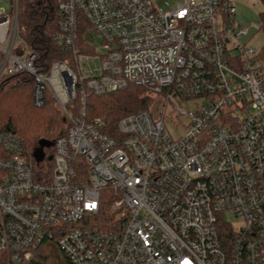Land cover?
<instances>
[{
	"label": "built area",
	"instance_id": "2783aa9c",
	"mask_svg": "<svg viewBox=\"0 0 264 264\" xmlns=\"http://www.w3.org/2000/svg\"><path fill=\"white\" fill-rule=\"evenodd\" d=\"M1 2L0 83L30 75L34 106L51 96L69 126L41 163L0 133V264H32L47 242L67 264H264V47L231 0H58L53 40L72 62L49 70L21 37L20 0ZM129 86L155 111L114 130L86 119L88 92ZM170 109L188 119L177 139Z\"/></svg>",
	"mask_w": 264,
	"mask_h": 264
},
{
	"label": "trees",
	"instance_id": "16d2710c",
	"mask_svg": "<svg viewBox=\"0 0 264 264\" xmlns=\"http://www.w3.org/2000/svg\"><path fill=\"white\" fill-rule=\"evenodd\" d=\"M58 0H20L19 27L23 40L39 54L37 65L49 70L55 62H72L69 54L59 49L53 36L57 30ZM89 27L82 23L81 33ZM33 78L27 74L5 77L0 83V133L10 132L20 137L24 146L45 143L49 149L65 135L69 123L55 101L47 95L46 106L33 104ZM7 99L8 101H5ZM151 95L143 88L129 86L118 92L95 96L87 93L86 119L104 118L114 130L124 117L149 107ZM80 99L73 108L77 116ZM50 168L52 165L50 164ZM44 249V250H43ZM50 249L55 252L50 253ZM67 258L55 242H47L32 264H67Z\"/></svg>",
	"mask_w": 264,
	"mask_h": 264
},
{
	"label": "rangeland",
	"instance_id": "374dc122",
	"mask_svg": "<svg viewBox=\"0 0 264 264\" xmlns=\"http://www.w3.org/2000/svg\"><path fill=\"white\" fill-rule=\"evenodd\" d=\"M235 7H236V22L243 28H250V37L244 39L246 43H248V46H251L255 48L257 51L262 49L264 47V32L263 31H257V27L263 24V13H264V4L260 0H231ZM1 8L6 13H11L13 9L12 0H2L1 2ZM254 35V37H252ZM88 40H91L90 37ZM94 41L96 45L98 46L96 49V53H101L103 51L102 49V41L94 36ZM99 62H91L90 66L89 64H85L83 66V70H89L90 68H98ZM5 101H8L5 99ZM151 111H155L156 106V100L150 101L149 104ZM198 105L188 103V104H179L176 105V108L185 114H189L192 110H194ZM35 107V106H34ZM253 110L251 109L250 112ZM170 109L167 113V115H172V118H167L165 120V125L167 130L170 132L173 139H177L181 137L185 133V127L188 125V119L185 117H180L177 119L175 113ZM29 150L33 152V157L37 161V163H41L45 157L46 152H51L52 149H49V146H47L45 143H34L28 146ZM233 223H236L235 220H233ZM44 250V249H43ZM52 252V253H51ZM50 253L54 254V250L52 251L50 249Z\"/></svg>",
	"mask_w": 264,
	"mask_h": 264
}]
</instances>
